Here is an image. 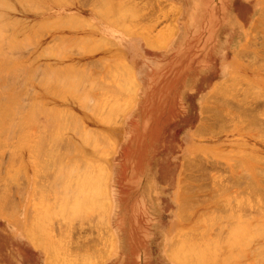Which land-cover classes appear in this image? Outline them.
Instances as JSON below:
<instances>
[{
	"label": "rangeland",
	"instance_id": "rangeland-1",
	"mask_svg": "<svg viewBox=\"0 0 264 264\" xmlns=\"http://www.w3.org/2000/svg\"><path fill=\"white\" fill-rule=\"evenodd\" d=\"M96 1L0 0V21L4 22L3 25L6 23L9 28L14 26L11 30L16 32L13 36L11 33L12 43H15L17 38L25 40V43L30 40L26 46L22 40H17L21 41L19 43L16 41L15 47L18 46V51L22 49L19 45L25 46L21 54L14 45L12 46L10 39L8 44L6 42L8 46L5 42L1 46L3 41L0 42V56L6 60L13 58L8 60L9 66L5 64L6 68V62L0 64L1 69L4 66L5 73L11 71V74H15L17 67H20L19 70L22 67L29 69L27 72H23V68L21 70V75L26 74L25 79H19L17 76L18 68L15 74L17 77L14 75L15 80L18 78L19 82L25 81V92L21 88L23 97L18 96L21 94L17 93L20 91L18 89L10 96L11 91L16 90L15 82L18 83L10 73L9 78L14 81V86L10 83L12 88L8 79L7 87L12 90L4 95L6 74L3 71L4 77L0 75L4 79L0 78L4 85L3 89L0 88V113L7 110L9 117H15L13 129L8 124L13 132L7 127L10 135H6V130L5 134H0V189H7V194L4 193L7 200L0 190V264H64L65 260L68 264H264V236L257 232L261 228L264 230V171L263 177L259 172L264 169L261 166L264 161V0ZM27 5L35 6L32 7L35 9ZM150 14L152 19L148 17ZM6 26L0 29L4 31ZM9 28L5 29V34L9 32ZM4 36L6 41L7 36ZM26 36L29 37L28 40ZM161 36L166 38L162 37L164 40L161 41ZM9 44L15 48L10 50H16L21 59H17L15 52L10 51L12 54H9L8 50L5 51ZM8 54L9 56H5ZM3 58L0 60H4ZM19 60L25 63L27 68L25 64L21 65ZM8 67H13V70ZM32 69L35 72L31 71ZM52 70L60 71L61 74L66 71L64 76L61 75L65 77H62L65 83L62 78L59 79L56 72L59 80L54 77L51 83L48 81L49 84L45 86V89H48L45 90L43 74L46 73L47 78H43L47 81ZM68 76L72 80L75 78L73 76H82L79 79L80 84L78 78V83L73 80V85L79 84L77 90L74 89L76 85L74 90L73 86L70 87L72 83L69 80L64 81L69 79ZM40 79L44 85L40 84ZM54 80L56 83L62 82L63 84H57L63 87H55L56 83L52 84ZM114 83L120 86H112ZM20 84L23 82L17 87L20 88ZM251 86L256 87L255 91ZM119 87L121 89H118ZM257 87L261 88H258V91L261 90L260 94L256 91ZM68 89L72 90L69 92ZM212 90L220 94H214ZM114 92L117 93L115 97ZM229 93L232 96L237 94L238 98L233 97L242 101L239 103L242 108L246 104H249L251 109L256 107L250 111V107L246 105L247 111L245 106V111L240 114L247 113H243L242 117L240 115L239 120L234 119L237 109L241 106H235L238 100L233 99ZM2 96L7 97L8 101ZM212 96L216 99L214 97L213 100ZM32 98L38 99L39 107L42 105L41 109H44L42 111L45 113L37 111V101H34V104ZM231 99L236 102H231ZM240 99L247 102L249 100V103ZM20 101L24 104V107L19 105L21 111L23 108H29L31 102L37 110L31 106L34 113H31L33 111L30 109L28 112H18L20 109L19 106L16 108V105L20 104ZM12 106H15L14 110L11 109ZM43 106L48 110L52 109V114L61 113L48 116L53 120L47 119V113L51 111H46ZM213 107L216 113L212 112ZM36 111L41 113L35 116ZM15 113H20V117L17 115L19 119ZM211 114L213 119L212 116L207 118L211 121L206 117L204 120L213 123L212 127L202 120L203 116L209 117ZM44 115L47 120L55 122V126L58 123V128L52 131L55 132L53 135L48 134L52 135L50 138L53 140L47 139L52 140L53 144L48 142L47 147L50 144L53 147L47 148L45 144L46 151L41 150L40 154L37 152L40 157L36 159L35 153L38 150L36 146V150L33 149L32 143L35 141L36 144V140L40 142L37 124V129L42 127L39 135L45 132L43 129H47V134L51 133L49 129L55 127L49 125L51 121L46 122ZM34 116L37 117L36 120L33 119ZM214 118H219L217 127H214V124L216 125L218 119ZM8 121L6 122L9 123ZM29 121H35L33 124L37 122V126L34 125L36 128ZM16 122L19 128L24 123L23 128H16ZM44 122L49 124H43ZM7 123H0V133ZM202 127L207 129L203 128L204 131L201 132ZM95 134L99 135V138H95ZM42 135L45 136L44 133ZM55 135L56 138L59 135L62 137L61 140L60 137L57 138L60 142L55 141L59 142L58 144L54 142ZM83 135H86L88 142L84 140ZM34 136L36 140H33ZM100 139V143L104 144L99 145L98 142L99 147L94 145L96 143L92 140ZM46 141L44 139L43 143ZM83 142L89 145H83ZM91 143L93 146H90ZM103 145L106 148L103 149ZM51 150L54 153L56 150L63 156L59 159L66 162V165L63 163L61 166L63 161L58 164L59 159L53 161L54 154ZM57 154L54 157L57 158ZM184 160L190 163H187L189 168ZM52 161L58 162V169L61 166L62 171L68 172V167L74 171L77 168L76 174L79 175L72 174L73 177H78L71 180L73 177L69 175V180L68 173L66 177L61 172L69 180L63 178L66 186L62 187V180L60 183L54 182V179L61 177H58L60 169L58 170ZM85 161L96 164L94 167L90 165L94 170L88 169L89 162H86L87 165L82 167L83 169L80 168ZM36 162L40 168L44 163L52 162L51 165L44 166L47 167V170H43L47 173L46 176L43 171L39 172L40 168V174L36 172ZM70 162H74L76 167L73 164L67 167ZM95 167H98L99 171ZM78 168L82 170L79 171ZM102 168L103 171L106 169V172L103 173ZM181 168L184 171L181 172ZM90 170H96L97 174L100 171L102 173L98 176L93 173V178H90L87 176L93 172L90 173ZM186 170L187 173L184 174ZM255 171L260 173V177ZM13 172H16V176ZM10 175L11 184L8 180ZM35 175L40 179L35 183L37 185L41 182V177L48 176L49 182L54 178L51 181L52 187H61L56 186L54 190L48 187L52 191L47 192L48 189L43 186L48 184V179L42 178L43 182L40 184L42 191L45 189L46 193L41 195L40 185V189L34 186ZM82 175L93 182L87 178L88 182L84 181L85 177ZM104 177H107V180ZM73 181L75 184L79 183L78 185H81V182L90 183L87 185L88 190L84 187L88 192H83V186H80L82 189L77 192V184V188L73 190ZM49 186L51 187V184ZM96 186L100 187V191L99 187L95 189ZM58 187L63 188V192H68L66 189L72 191L68 192L69 195L63 192L60 194L61 192H55L59 190ZM35 191H38L39 195ZM92 199L94 200L91 204L107 203V209L104 210L103 204L102 207L98 204L99 211L94 210L95 206L89 203ZM86 201L89 206L85 207V204H88ZM4 202L11 203L9 205L12 209L6 206L2 211ZM180 203L181 206L184 204V208ZM73 205L78 208V214H82L80 205L88 211L89 207L92 209L90 208V214L83 209L86 211L83 213L86 218L83 215L80 218V215H76L77 211L73 209ZM64 207H71L75 210L76 213L71 209L75 215L72 217V213L68 211L70 209L65 211ZM5 209L10 210L7 215L4 214ZM62 210L67 214H63ZM101 213L103 216H100ZM44 230L48 235L43 234ZM262 230L260 232H263ZM49 234H52L53 238H49ZM234 234L250 236L241 238ZM233 236L236 240L239 238L242 242H248L242 245L236 241V245L233 243ZM61 238L66 240L65 244ZM172 242H175V245ZM200 244L205 245L198 248ZM58 245L63 252L58 250ZM69 247L73 251H69ZM176 253L181 255V258Z\"/></svg>",
	"mask_w": 264,
	"mask_h": 264
},
{
	"label": "bare ground",
	"instance_id": "bare-ground-1",
	"mask_svg": "<svg viewBox=\"0 0 264 264\" xmlns=\"http://www.w3.org/2000/svg\"><path fill=\"white\" fill-rule=\"evenodd\" d=\"M91 1H92V2H95L96 0H95V1L91 0ZM97 1H100V0H97ZM97 1H96V2H97ZM19 2H20V1H19ZM92 2H91V3H92ZM2 3H3V2H2ZM21 3H22V1H21ZM26 3L29 4V2H26ZM26 3H25V4H26ZM97 3H98V2H97ZM32 4H33V3H32ZM6 5H7V4H6ZM29 5H31V4H29ZM29 5H27V7L31 8V9H35V8H32V7H35V6H33L34 4L32 5V7H30ZM35 5H36V4H35ZM0 8H1V7H0ZM263 10H264V9H263ZM102 14L104 15V13H102ZM102 14H101V15H102ZM263 14H264V12H263ZM0 15H2V14L0 13ZM103 15H102V16H103ZM163 15H164V14H163ZM108 16H111V15H107V17H108ZM149 16H150V18H151V14L148 15V17H149ZM0 17H1V16H0ZM104 17H105V15L103 16V18H104ZM116 17H117V16H116ZM116 17H115V18H116ZM148 17H146L147 22H148V20H149ZM164 17H165V15H164ZM166 17H167V16H166ZM1 18H2V17H1ZM161 18H163V17L161 16ZM105 19H106V18H105ZM144 19H145V18H144ZM151 19H152V18H151ZM259 19H260V18H259ZM259 19H258V20H259ZM107 20H108V19H107ZM109 20H110V17H109ZM114 20H117V19H114ZM2 21H3V20H2ZM61 21H63V20H61ZM141 21H142V20H140V22H141ZM262 21H263V19H262ZM5 22H6V21H5ZM140 22H139V23H140ZM142 22H146V21L144 20V21H142ZM258 22H259V21H258ZM0 23H1V24H0V27L3 29V26H6V23H5V25H3L4 22H1V21H0ZM61 23H62V22H61ZM65 23H67V22L65 21ZM65 23H64V24H65ZM254 23H255V22H254ZM9 24L11 25V23H9ZM57 24H58V22H57ZM141 24H142V23H141ZM145 24H146V23H145ZM148 24H149V22H148ZM256 25H257V24H256ZM13 27H14V26H13ZM13 27H10V28H9V27L6 26V27L4 28V31H3L2 29H0V32H2V31L4 32V33L2 32V34L5 35L4 37L6 38V36H7L6 41H4L3 35L0 34V37L3 38V39L0 38V42L3 41V42H1V46H3L4 44H6V42L9 41L10 38H12L13 34H16V32H12L13 29L11 30V28H13ZM6 28H9V32L5 34V29H6ZM252 28H253V27H252ZM254 29H255V28H254ZM1 30H2V31H1ZM6 30H8V29H6ZM20 30H21V29H20ZM20 30H19V31H20ZM19 31H18V32H19ZM34 32H36V31H34ZM9 33H10V34H9ZM11 33H12V36H11ZM32 33H33V31H32ZM36 34H38V32H37ZM1 35H2V36H1ZM17 35H18V34H17ZM161 35H162V34H161ZM167 35H168V34H167ZM14 36H15V35H14ZM20 36H21V35H20ZM20 36H19V37H20ZM27 36H28V35H27ZM27 36H26V39L29 38V37H27ZM159 36H160V35H159ZM8 37H9V38H8ZM21 37H22V36H21ZM162 37H165V36H161V37H160V39H162L161 41L164 40ZM32 38H33V37H32ZM32 38H31V39H32ZM148 38H149V37H148ZM165 38H166V37H165ZM14 39H15V38H14ZM19 39H20V38H19ZM19 39L17 38V40H19ZM160 39H159V40H160ZM10 40H11V43H12V40H13V39H10ZM17 40H16V41H17ZM20 40L23 41V39H20ZM27 40H28V39H27ZM159 40H155V41H159ZM261 40H262V39H261ZM16 41H15V43H16ZM24 41H25V40H24ZM24 41H23L22 43L26 46V45L28 44L27 42H29L30 40H28L26 43H25ZM262 41H264V39H263ZM262 41H261V42H262ZM4 42H5V43H4ZM17 42H18V41H17ZM19 42H21V41H19ZM19 42H18V43H19ZM261 42H260V44H261ZM2 43H4V44L2 45ZM15 43H12V46L14 45V47H15ZM22 43H21V44H22ZM152 43H153V42H152ZM263 43H264V42H263ZM263 43H262V44H263ZM7 44H8V42H7ZM7 44H6V45H7ZM16 44H17V43H16ZM23 44H22V45H19V47H22V49H24V47H25V46L23 47ZM260 44L257 43V45H259V46H260ZM6 45H5V46H6ZM163 45H164V44H163ZM1 46H0V47H1ZM7 46H8V45H7ZM150 46H151V45H150ZM255 46H256V45H255ZM10 47H11V45L9 44V48H8V47L5 48V51L8 50L7 53H9V52L11 51L10 49H15V48H16V50H17V47H18V46L15 47V48H12V47L10 48ZM260 47H261V46H260ZM3 48H4V47H3ZM256 48H258V47H256ZM261 48H262V47H261ZM263 48H264V45H263ZM22 49H21L20 51L17 50V52H18L19 54H21ZM16 50H15V51H14V50L11 51V52H13V53L15 52V53H14L15 56L18 55V53L16 54ZM262 50L264 51V49H262ZM0 51H2L1 48H0ZM3 52H4V50H3ZM11 52H10V53H11ZM238 52H239V51H238ZM255 52H256V51H255ZM10 53H9V54H10ZM253 53H254V52H253ZM260 53H262L261 50H260ZM260 53H259V54H260ZM263 53H264V52H263ZM5 54H6V52H5ZM9 54H8V55H5V56H9ZM11 54H12V53H11ZM14 54H13V56H14ZM256 55H257V54H256ZM260 55H262V54H260ZM10 56H11V55H10ZM20 56H21V55H18V56H17V59H18V58L21 59ZM253 56H254V54H253ZM243 57H244V56H243ZM255 57H256V56H255ZM260 57H261V56H260ZM263 57H264V56H263ZM0 58H3V57L0 56ZM7 58H8V57H7ZM3 59H4V60H2V61L0 60V61H1L0 64H1L2 62H6V63H4V66H5V64H6V66H7V65L9 66V62H10V61H8V60H13V58H10V57H9L7 60H6V58H3ZM14 59H16V58H14ZM257 59H258V58H256V60H257ZM260 59H261V58H259L258 60H260ZM7 61H8V64H7ZM19 62H20V60H19ZM20 63H21V62H20ZM18 64H19V63H18ZM22 64H23V63H21V65H22ZM24 64H25V63H24ZM24 64H23V65H24ZM16 65H17V64H16ZM16 65H15V66H16ZM4 66H3V69H1L2 67H0V69H1V71H0V75H1V76L3 75V77H4V74H6V77H7V78H6V77L4 78V79H6V80H5V81H6V84H7V82H8V79H10V81H11V82L9 81L8 83H9V84H10V83L12 84L14 81L11 80L12 78H9V77H11V75H12V77H13V79H14V75L17 74V68H18V67H17V68L15 67V68H16V69L14 70V71H15V74H13V73L11 74V73H10L11 71H9V70H13V69H12L13 67H12V68H11V67H8V68H10L9 70H7V71H9V72L5 73V71H4ZM6 66H5V68H6ZM17 66H18V65H17ZM19 66H20V65H19ZM21 67H22V66H21ZM8 68H7V69H8ZM22 68H23V67H22ZM22 68H21V70H22ZM25 68H27V65H26V64H25ZM19 69H20V67L18 68V70H19ZM21 70H19L20 72L18 71L19 74H18L17 76L19 77V79H20V77H21V79H25V78H26V74H25V73H22L23 76L25 75L24 77H22V75L20 74V73L22 72ZM24 70H25V69L23 68V72H24ZM26 70H29V69H26ZM26 70H25V72H27ZM126 70H127V69H126ZM260 70H261V68H260ZM262 70L264 71V69H262ZM3 71H4V74H3ZM31 71L35 72L34 69H32ZM12 72H13V71H12ZM33 72H31V73H33ZM45 72H46V71H45ZM53 72H55V73L52 74ZM56 72H57V74L59 75V79L61 80V78L64 76V74H65L66 71H64V73L62 72L63 74H61L60 71L52 70V73H50V76H51V77H49V80L47 79V81H46V79L43 78V77L45 76L46 73H44V74L42 73V74H43L42 79L44 80L43 83H44L45 85L41 82V79H40V84H43V85H44V89H45L46 84H49V82L51 83V80L53 81V79H55V78L58 79V77H56V76H57ZM58 72H60V73H58ZM129 72H130V71H129ZM8 73H10L11 75L8 74ZM28 73H29V71H28ZM28 73H27V74H28ZM31 73H30V74H31ZM130 73H131V72H130ZM7 74H8L9 76H8ZM30 74H29V75H30ZM55 74H56V75H55ZM75 74H76V73H75ZM78 74H79V73H78ZM260 74H261V73H260ZM19 75H20V76H19ZM29 75H28V76H29ZM52 75H53V76H52ZM54 75H55V76H54ZM61 75H63V76L61 77ZM79 75H80V74H79ZM130 75H131V74H130ZM1 76H0V78H2ZM17 76L15 75V77H17ZM66 76H67V74H66ZM76 76H77V74H76ZM76 76H73V77H75V78H73V80L75 79V82H77L76 78H78V77H76ZM45 77L47 78V75H46ZM54 77H55V78H54ZM68 77H69V76H68ZM81 77H82V76H81ZM81 77L78 78L79 84L81 83V81L79 80ZM114 77H115V76H114ZM127 77H128V73H127ZM260 77H261V76H260ZM63 78L65 79V77H63ZM63 78H62V82H63ZM2 79H3V78H2ZM4 79H3V80H4ZM17 79H18V78H16V80L14 79L15 81H18V83L15 82V86H16V87H14V89H16V90H12L14 84H12L13 86L10 84V85L12 86V88H8V87H7L8 84H7V85L5 84V87H4L5 89H3V86H4V85L2 84V81H3V80H2V81L0 80V81H1V82H0V84H1L0 88L3 89V92H4L3 94H4V95H7L6 92H8L9 90H12V91H11L12 93H10V96H12V95H13V91L15 92V91H17V89L20 90V91L17 92L18 94H20L19 92L22 91L21 88H23V91L25 92V90H24V89H25V87H24V86H25V84H24L25 81H21V82H19V80H17ZM59 79H58V80H59ZM116 79H117V78H116ZM234 79H236V78H234ZM262 79H263V78H262ZM43 80H42V81H43ZM68 80H69L70 83H72L71 86H70V85H68V86H70V87L73 86V87H72V89H73L74 86L76 85L74 89L77 90V89H78L77 87H79V86H78L79 84L77 85L78 82L75 83V84L73 85V80H72V78L70 79V77H69V79L67 78V80H64V81L68 82ZM70 80H71V81H70ZM253 80H254V79H253ZM5 81H4V82H5ZM12 81H13V82H12ZM48 81H49V82H48ZM230 81H231V80H230ZM251 81H252V79H251ZM261 81H262V80H261ZM22 82H23V84H22V85L20 84V88L17 87V86H19L18 84H19V83H22ZM47 82H48V83H47ZM62 82L57 81V83H62ZM54 83H56L55 80H54V82H53L52 84H54ZM57 83L55 84V85H56L55 87L59 88L58 85L60 86V84H57ZM63 83H65V82H63ZM63 83H62V84H63ZM223 83H224V82H223ZM261 83H262V82H261ZM238 84H239V82H238ZM10 85H9V87H10ZM43 85H42V86H43ZM117 85L120 86L119 84H117ZM216 85H217V84H216ZM233 85H234V86H237L236 84H233ZM233 85H232V87H233ZM246 85H247V84H246ZM22 86H23V87H22ZM48 86H49V85H48ZM112 86H116L115 83H114V85H112ZM118 86H116V87H118ZM224 86H225V85H224ZM226 86H227V85H226ZM6 87H7L8 89H7ZM62 87H63V86L61 85L60 88H62ZM222 87H223V86H222ZM251 87H252V86H251ZM251 87H250V88H251ZM253 87H254V86H253ZM253 87H252V88H253ZM262 87H263V85H262ZM64 88L66 89L67 86H66V87L64 86ZM76 88H77V89H76ZM113 88H114V87H113ZM255 88H256V87L253 88L254 91H255ZM258 88H259V87H257V90H256V91H258ZM1 89H0V90H1ZM6 89H7V90H6ZM47 89H48V88H46L45 90H47ZM69 89H70V88H69ZM69 89H68V90H69ZM72 89H71V90H72ZM74 89H73V90H74ZM115 89H116V88H115ZM118 89H121V87H119ZM259 89H261V88H259ZM5 90H6V91H5ZM68 90H67V91H68ZM71 90H69V92H70ZM216 90H217V89H216ZM247 90H248V89H247ZM262 90H264V89H262ZM115 91H118V90H115ZM120 91H121V90H120ZM224 91H225V90L223 89V92H224ZM227 91H228V90H227ZM259 91H261V90H259ZM259 91H258V92H259ZM1 92H2V91H1ZM109 92H110V91H109ZM111 92H112V91H111ZM212 92L214 93L215 91L212 90ZM218 92H220V91H218ZM228 92H229V91H228ZM228 92H227V93H228ZM232 92H233V91H232ZM232 92H230V93H232ZM235 92H236V91H235ZM262 92H263V91H262ZM73 93H74V92H73ZM73 93H72V94H73ZM112 93H113V92H112ZM114 93H115V92H114ZM119 93H120V92H119ZM119 93H118V94H119ZM210 93H211V92H210ZM224 93H225V92H224ZM230 93H229V94H230ZM263 93H264V92H263ZM1 94H2V93H0V96H1ZM8 94H9V93H8ZM11 94H12V95H11ZM15 94H16V93H15ZM18 94H17V95H18ZM23 94H24V93L21 92V94L18 95V96L23 97V96H24ZM214 94H217V93H214ZM219 94H220V93H219ZM219 94H217V95H219ZM221 94H222V93H221ZM232 94H233V93H232ZM235 94H236V93H235ZM259 94H260V92H259ZM259 94L257 93V97H258ZM110 95H111V93H110ZM230 95H231V94H230ZM111 96H112V95H111ZM115 96H117V93H115L114 97H115ZM231 96H232V95H231ZM233 96H236V97H237V94H236V95H233ZM233 96H232V98H233V99H236V98H234ZM244 96H245V95H244ZM261 96H262V95H261ZM7 97L9 98V95H8ZM7 97L5 98L4 96H2V98L6 99V101H8V100H7ZM32 97H34V96H32ZM109 97H110V96H109ZM109 97H107V99H108ZM114 97H113V98H114ZM208 97H209V96H208ZM208 97L206 98L207 100H208ZM214 97H215V96H214ZM214 97L212 96L213 100H214ZM249 97H250V96H249ZM0 98H1V97H0ZM13 98H14V97H13ZM83 98H84V97H83ZM129 98H131V97L129 96ZM212 98H209V100H211ZM237 98H238V97H237ZM19 99L21 100V98H19ZM19 99H18V101H19ZM33 99H35V98H32L31 101L35 104L34 101H37L38 99H37V100H33ZM215 99H216V97H215ZM263 99H264V98H263ZM2 100H3V99H2ZM237 100H238V103L236 102ZM240 100L245 101L244 99H240ZM250 100H252V98H251ZM15 101H16V99H15ZM230 101L232 102L233 100L231 99ZM236 101H233V102H236V103H235V106H237L236 104H238V105H240L241 108H242V105L239 104V103L242 102V101H239V99H236ZM20 102H21L20 104H17V103H19V102L15 103V105L17 104V105H16V108H17L19 105H20L21 107H24V104L22 103V101H20ZM32 102H31V104H29V105H31V106L33 107L34 104H33ZM245 102H247V101H245ZM250 102H253V101H250ZM3 103H4V101H3ZM37 103H38V101H37ZM37 103H36V106L39 107V103H38V104H37ZM127 103H128V102H127ZM247 103H249V100H248ZM32 104H33V105H32ZM128 104H129V103H128ZM232 104H233V103H232ZM245 104H246V103H245ZM251 104H252V103H251ZM12 105H14V103H13ZM22 105H23V106H22ZM204 105H205V104H204ZM227 105H228V106H232V105H229V104H227ZM243 105H244V103H243ZM246 105H247L248 107H250L249 104H246ZM246 105H244L243 108H244ZM253 105H254V104H252V106H253ZM20 106L18 107L19 109L21 108ZM31 106H28L29 108H27V109H24V108H23V111L27 110L26 112H28L29 109H30V111H33ZM36 106L34 105V107H36ZM41 106H42V105H40L39 108L37 107L38 110H37L36 108H34V107H33V109H36L37 111H39V110H41V111L43 110V111H44V109H41V108H42ZM205 106L208 107L207 105H205ZM225 106H226V105H224V107H225ZM240 106H239V107H240ZM247 106H246L245 110L247 109ZM43 107H44V106H43ZM255 107H256V106H255ZM255 107H253V109H254ZM13 108H15V106H12L11 109H13ZM44 108H45V110L47 109L46 107H44ZM227 108H228V107H227ZM227 108H226V109H227ZM241 108H240V109H241ZM243 108H242V110H240L239 108H238V109L236 108V109H237V112H238V113L236 112V115H237V116H234V117H233V116L231 115V117H233L234 119H237V118H238V120H239V119L242 117L243 113H245V112H242V115L240 114L241 111H245V110H243ZM212 109H214V111L212 110V112H215V111H216L214 107H213ZM236 109H235V110H236ZM249 109H250V111H253V109H251V107H250ZM13 110H14V109H13ZM16 110H17V109H16ZM47 110H48V109H47ZM47 110H46V111H47ZM49 110H50V109H49ZM49 110H48V111H49ZM209 110H210V109H209ZM221 110H222V109H221ZM23 111H21V109H20V111H18V112H21V113H22ZM37 111H36V113H35V116H38V115H39V114H37V113H41V111H40V112H37ZM43 111H42V112H43ZM50 111H51V113L48 112V113H47V117H48V116H54L55 114H59V113H61V112H57V113L52 114V109H51ZM54 111H56V110H54ZM210 111H211V110H210ZM230 111H231V109H230ZM230 111H229V112H230ZM246 111H247V110H246ZM250 111H249V113H250ZM208 112H209V111H208ZM226 112H227V110H226ZM31 113H34V111L31 112ZM31 113H30V115H29L30 117H31ZM43 113H45V112H43ZM215 113H216V112H215ZM227 113H228V112H227ZM227 113H226V114H227ZM232 113H233V109H232ZM232 113H230V114H232ZM246 113H247V112H246ZM246 113H245V114H246ZM36 114H37V115H36ZM48 114H49V115H48ZM50 114H51V115H50ZM212 114H213L214 116L216 115V114H214V113H212ZM212 114H211L209 117H207V116H203L204 118H203L202 120H204L205 117H206V119H207V118H211ZM217 114H219V113H217ZM230 114H229V115H230ZM251 114H252V113H251ZM14 115H15V116L19 115V117H20V113H19V114H18V113H15ZM221 115H222V114H221ZM221 115H219V116H221ZM233 115H234V113H233ZM240 115H241V117H240ZM9 116H10V113H9V111H7V110H6L5 112L3 111L2 113H0V123L3 121L4 124H5V123H7L6 121L9 120V121H8L9 123H7V125L10 124V125L12 126V129H13V126H14L13 119H14L15 117L13 118V116L11 115V116H12V118H11V117H9ZM32 116H33V115H32ZM35 116L33 117V119L35 118ZM45 116H46V115H44V117H45ZM106 116H107V115H106ZM106 116H104V117H106ZM238 116H239V117H238ZM57 117H58V116H57ZM59 117H60V116H59ZM67 117H68V116H67ZM229 117H230V116H229ZM231 117H230V119H231ZM8 118H10L12 121H11L10 119H8ZM49 118H51V119L53 120L52 117H48L47 119H49ZM55 118H56V116H55ZM107 118L109 119V117H107ZM17 119H19L18 116H17ZM36 119H37V117H36L34 120H36ZM45 119H46V117H45ZM47 119H46V122H47V121H49V122L51 121V119H50V120H47ZM57 119H58V118H57ZM57 119H56V121H58ZM60 119L63 120V118H60ZM64 119L67 120L66 118H64ZM110 119H111V118H110ZM211 119H213V116H212ZM211 119H210V120L207 119V120L211 121ZM214 119H218V120H216V122L213 120V121L216 123V125L214 124V127H217V126H218L217 122L219 121V118H214ZM252 119H253V118H252ZM14 120H15V119H14ZM10 121H11V123H12V122H13V123L11 124ZM230 121H232V119H231ZM234 121H235V120H234ZM236 121H237V120H236ZM20 122H21V119H20ZM20 122H19V120H18V123H19V124H20ZM26 122H27V121H26ZM29 122H30V124H32L33 126L36 125V123H37V122H36L35 124H33L35 121L32 122V123H31V121H29ZM29 122H28V123H29ZM46 122H44L43 124H49V123H46ZM51 122H52V123H51ZM51 122H50L51 124H49V125H50V126H51V125H54V126H55V122H53V121H51ZM59 122H60V121H59ZM204 122H205V123H208V122H206L205 120H204ZM204 122H203V123H204ZM232 122H233V121H232ZM232 122H231V127H232ZM240 122H242V119L240 120ZM28 123H27V124H28ZM62 123H64V122H62ZM203 123H201V124H203ZM16 124H17V122H16ZM21 124H22V123H21ZM59 124H61V123H59ZM64 124H67V123L65 122ZM199 124H200V123H199ZM209 124H211V127H212V124H213V123H208L207 125L209 126ZM7 125L4 127L5 129H3V130L1 131L0 134H2V132H3V134H5L4 132H6L7 130L10 131V130H9V129H11V128H10V125H8V126H7ZM25 125H26V124H25ZM37 125L39 126V124H37ZM37 125H36V126H37ZM57 125H58V123L56 124L55 127H52V126H51L52 129H49V130H51V133H47V134H45V132H46L47 129H46V128L43 129V131L45 130V132H43L45 136L42 135V134H43L42 132H41L42 134L39 135V134H40L39 132L42 131V127H39V128H40V130H39V129H37L38 126H37V128H36V126H34V128H36V130L38 131V132H37V133H38V139H40V142L42 141V142L40 143L39 140H38V141L36 140V137H35V136H37V135L34 136L35 139H33V137H31L33 140H36V142H37V143H36L37 145H36V144H34L35 141L33 142V140H32V142H33L32 145H34V147L36 146V147H37V150H38V151H36V153H35V154H36V157H35L36 159H39V157H40L39 154L42 153L41 150H43V151L45 150V151H46V149H45V144H46V147H47V144H49L50 142H52V144H53V141H52L53 139L50 138V137L55 133V132H52V131H54V130L56 131V127H57ZM205 125H206V124H205ZM16 126H17L16 128H18V129H22L23 126H24V123H23V126H22V127L20 126L21 128H19V125H18V124H17ZM61 126H64V125L61 124ZM61 126H60V127H61ZM203 126H204V125H203ZM7 127H9V129H7ZM25 127H26V126H25ZM197 127H198V126H197ZM205 127H207V126H205ZM205 127L200 128V130L203 129V128H205ZM27 128H28V127H27ZM53 128H55V129H53ZM57 128H58V127H57ZM62 128H63V127H62ZM62 128H61V129H62ZM207 128H208V127H207ZM207 128H205V129H207ZM12 129H11V133L13 132ZM213 129H214V128H213ZM4 130H6V131H4ZM28 130L31 131V129H28ZM57 130H58V129H57ZM59 130H60V129H59ZM8 131H7V134H6L7 136L10 135V134H8V133H9ZM18 131H19V130H18ZM25 131H26V130H25ZM30 131H29L28 133L31 134ZM202 131H204V129L201 130V132H202ZM47 132H48V131H47ZM112 132H113V131H112ZM52 133H53V134H52ZM56 133H57V132H56ZM30 134H29V136H30ZM48 134H52V135L49 136ZM88 134H90V133H88ZM88 134H87V135H88ZM91 134H92V133H91ZM6 135H4V136H6ZM47 135H48V137H47ZM111 135H112V134H111ZM26 136H28V134H27ZM42 136H43V138H42L43 140L41 139ZM84 136H85V137H84ZM92 136H93V134H92ZM96 136H97V135L95 134V138H97V137L99 138V135H98L97 137H96ZM44 137H46V138H44ZM53 137L56 139V140H54V142H55V141H59V142H60V140H61V138H62L60 135H59L60 138L57 137V138H59L60 140H58V139L56 138V135L53 136ZM83 137L85 138L84 140H86V141L88 140V139L86 138V135H83ZM100 137H101V136H100ZM47 138L52 139V140L50 141V140H48ZM113 138H114V137H113ZM44 139L47 140L45 143H43ZM92 139H93V138H92ZM89 140H90V139H89ZM102 140H104V139L102 138ZM82 141H83V140H82ZM92 141H94V142L96 143V144H94V145H97L98 147H99V145L104 144V143H100L101 139L98 140V141H97V140H96V141H95V140H92ZM48 142H49V143H48ZM59 142H58V143H59ZM87 142H88V141H87ZM90 142H91V140H90ZM90 142H89V143H90ZM94 142H93V143H94ZM98 142L100 143L99 145H98ZM56 143H57V142H55V144H56ZM58 143H57V144H58ZM93 143H91L92 145H90V146H93ZM38 144H39V146H38ZM42 144H44V145H42ZM52 144L48 145V147L51 148ZM85 144H87V143H86V142H85V143L83 142V145H85ZM41 145H42V146H41ZM87 145H89V144H87ZM55 146H56V145H55ZM73 146H74V145H73ZM103 146H104V145H103ZM34 147H33V149L36 150V147H35V148H34ZM39 147H40V148H39ZM41 147H42V149H41ZM43 147H44V148H43ZM48 147H47V148H48ZM52 147H53V146H52ZM69 147H70V146H69ZM69 147H68V148H69ZM74 147H75V146H74ZM104 148H106V147L104 146L103 149H104ZM100 149H101V147H100ZM100 149H98V150H100ZM53 150H54V149H53ZM53 150H51V151L53 152L54 155H56L58 152L55 150V153H54ZM101 150H102V149H101ZM40 151H41V152H40ZM37 152H38L39 154H38ZM49 152H50V151H49ZM52 152H51V153H52ZM56 152H57V153H56ZM106 152H107V150H106ZM106 152H105V153H106ZM37 154H38V156H37ZM53 154H52V155H53ZM58 154H59V153H58ZM58 154H57V158L54 157V155H53V158H52L53 161H57V159H59V158L61 159V157H63V156H61L60 154H59V155H58ZM103 154H104V153H103ZM41 155H42V154H41ZM49 155H50V154H49ZM47 156H48V155H47ZM58 156H59V157H58ZM60 156H61V157H60ZM102 156H103V155H102ZM262 157H263V156H262ZM54 158H55L56 160H55ZM100 158H101V157H100ZM259 158H261L260 155H259ZM60 159H59V160H60ZM186 159H187V158H186ZM49 160H50V159H49ZM53 161H52V162H53ZM61 161H63V160L58 161L59 163H58V162H55V163L53 162V163L55 164V166L57 167V169H58V166H59L58 164H61ZM38 162H39V160H38ZM38 162H36V164H37L36 166L38 167V169H36V172H37L38 174H40L39 172H42L43 170H44V171L47 170V169H46L47 167L45 168L44 166L51 165V163H52V162H49V164H47V163H48V161H47V163H44L45 165H44V164L42 165L43 162H46V161H43V162L40 164V165L43 166V169H42V166H41V168H40V166H38ZM68 162H69V161H68ZM86 162H89V161H85V163H86ZM100 162H101V161H100ZM184 162H186V164L188 163L186 160H184ZM262 162H263V164H262L261 166L264 167V161H262ZM57 163H58V164H57ZM63 163H64V165H66V164H65L66 162L63 161L62 164H61V166H63ZM73 163H74V162H70V164H67V167H68V165L70 166V165H72ZM85 163H84V165H81L80 168L86 166L87 163H86V164H85ZM104 163H106V162H104ZM74 164H75V163H74ZM74 164H73V165H74ZM88 164H89L88 169L92 168V167H91L92 165H93V167L96 165V164H90V162H89ZM100 164H102V163H100ZM188 164H190V163H188ZM188 164H187V165H188ZM57 165H58V166H57ZM90 165H91V166H90ZM102 165H103V164H102ZM104 165H105V164H104ZM184 165H185V164H184ZM184 165H182V167H183ZM61 166H60V167H61ZM74 166H75V165H74ZM258 166H259V165H258ZM60 167H59V169H60ZM71 167L73 168V166H71ZM75 167H76V166H75ZM75 167H74V168H75ZM187 167L189 168V165H188ZM262 167L259 166V168H262ZM39 168L41 169V171L39 170ZM44 168H45V169H44ZM80 168H78V170H79ZM86 168H87V167H86ZM97 168H98V167H95V169H97ZM59 169H58V170H59ZM62 169H63V167H62ZM62 169H60L61 171L59 170L60 172L58 171V177H59V175H60L61 178H56L57 176L55 175V176H56V177H55L56 179L52 178L51 181H53V179H54V182L60 183L61 180H62V182H61L60 185H62V187H63V186H66V184L64 185V183H63V182H64V181H63V178L67 180V178H69L70 176L73 177V174H74V173H75V175H79V173L76 174V172H78V171H76L77 168H76L75 171H74V169H71V168L68 167V168H66V169H68V172H67V170H66V171H64V170L62 171ZM69 169H70L71 171H70ZM82 169H83V168H82ZM82 169H80V170H82ZM84 169H85V168H84ZM88 169H86V170H88ZM92 169H93V168H92ZM181 169H182V168H181ZM184 169H186L185 166H184ZM38 170H39V172H38ZM80 170H79V171H80ZM86 170H84V172H85ZM93 170H94V169H93ZM93 170H90V173H91ZM97 170H98V169H97ZM103 170H104V168H102V171H103ZM257 170H260V169H257ZM257 170H256V171H257ZM44 171H43V172H44ZM69 171H70L71 173H70ZM73 171H74V172H73ZM98 171H99V170H98ZM182 171H184V170L182 169L181 172H182ZM256 171H255V174H257ZM263 171H264V169H263L262 171H259V172H261V174H260L259 172H258V174H260V175L262 176V175H263V174H262ZM61 172H63V174H65L66 177H67L66 174L68 173V177H67V178L64 177V175H62ZM82 172H83V171H82ZM104 172H106V169H105V171H103V173H104ZM15 173H16V172H13L12 174L14 175ZM69 173H70V174H69ZM72 173H73V174H72ZM87 173L89 174V171H87ZM93 173H94V175H96V174H97V173H96V170H95V172L93 171V172L91 173L92 175H91V174H90V175H87V174H86V175H87L88 177L91 178V177L93 176ZM95 173H96V174H95ZM99 173H102V172L100 171ZM99 173H98V174H99ZM107 173H108V170H107ZM185 173H187V170L184 172V174H185ZM18 174H19V171H18ZM35 174H36V173H35ZM43 174H45V176H46L47 173L44 172ZM98 174H97L96 176H98ZM180 174H181V173H180ZM258 174H257V175H258ZM36 175H37V174H36ZM36 175H35V178H36ZM61 175H62V176H61ZM69 175H70V176H69ZM102 175H103V174H102ZM105 175H106V174H105ZM107 175H108V174H107ZM182 175H183V174H182ZM11 176H12V175L8 176V177H9L8 180H9V183H10V184L12 183V182L10 181V177H11ZM14 176H16V174H15ZM82 176L85 177L84 181H87V182H88V180H90V178L88 179L85 175H82ZM258 176H259V175H258ZM263 176H264V175H263ZM263 176H262V177H263ZM40 177H41V176H40ZM47 177H48V176H47ZM47 177H46V178H44V176L41 177V182H40V183L43 182L42 178H43V179H48ZM71 177H70V178H71ZM74 177H75V179H76L78 176H77V177L74 176ZM74 177L71 178V180H74ZM94 177H95V176H94ZM107 177H108V176H107ZM107 177H106V178L104 177L105 180H107ZM249 177L251 178V176H249ZM249 177H247V178H249ZM259 177H260V176H259ZM262 177H261V179H262ZM38 178H39V176H38ZM38 178L34 179V184H35L36 182L38 183V182L40 181V179H38ZM70 178H69V180H70ZM86 178H87L88 180H86ZM92 178H93V177H92ZM100 178H101V177H100ZM243 178H244V176H243ZM250 178H249V179H250ZM263 178H264V177H263ZM79 179H80V178H79ZM79 179H78V180H79ZM94 179H95V178H94ZM96 179H97V178H96ZM11 180H12V178H11ZM13 180H14V179H13ZM13 180H12V181H13ZM49 180H50V179H48V182L46 181L48 184H46V185L43 186L44 188L46 187L45 189H48V187H49V188H53V190H54V187H55V189L57 188L56 186L61 187L60 185H56V186H53V187H52L53 183H52L51 181L49 182ZM66 180H65V182H66ZM69 180H67V181H69ZM80 180H81V179H80ZM82 180H83V179H82ZM82 180H81V181H82ZM91 180H92V179H91ZM91 180H90V181H91ZM101 180H102V179H101ZM101 180H100V181H101ZM58 181H59V182H58ZM95 181H96V180H95ZM263 181H264V180H263ZM44 182H45V181H44ZM77 182H79V181H77ZM87 182H86V183L81 182V183H82L81 185H78L79 183H76V184L78 185V186H77V187H78L77 192H78V191H81L80 189H82V188H81L82 186H83V189H82V190H84L83 192H84V193H85V192H88L87 190H88L89 187H87V185L89 186L90 183L87 184ZM91 182H93V180H92ZM40 183H39L38 185L35 184L34 186H35V187H36V186L38 187V186L40 185V187H41V184H40ZM66 183H67V182H66ZM71 183H72V182H71ZM73 183H74V181H73ZM73 183H72V186H73V190H74V189H76L77 187H75L76 184H75V183L73 184ZM262 183H264V182H262ZM50 184H51V187L49 186ZM85 184H86V185H85ZM91 184H92V183H91ZM67 185H68V184H67ZM70 185H71V184H70ZM92 185L94 186L95 184H92ZM80 186H81V187H80ZM90 186H91V185H90ZM93 186H92V187H93ZM37 187H36V188H37ZM59 187H58V188H59ZM67 187L69 188L70 186H67ZM84 187H86V188H85V189H87L86 191H85ZM97 187H99V186H96L95 189H96ZM103 187H104V186H103ZM105 187H106V185H105ZM105 187H104V188H105ZM36 188H35V189H36ZM38 188H39V187H38ZM70 188H72V187H70ZM39 189H40V188H39ZM42 189H43V188L41 187L40 190H41L42 193L37 189V190L40 192L41 195H43L44 192L46 193V190L44 189V190L42 191ZM61 189L64 190L63 188H59V190L57 189L58 191L56 190L55 192H58V193L61 192L60 194H62L63 191H61ZM97 189H98V188H97ZM0 190H1V189H0ZM4 190H5V189H4ZM4 190H1V191L3 192ZM50 190L52 191V189H50ZM50 190L48 189L47 192L50 191ZM91 190H92V189H91ZM258 190L260 191V189H258ZM6 191H7V189H6L5 192H3V193L1 192V194H3L4 197H6V196H5V194H7ZM38 191H35V192L37 193ZM65 191H68V192L71 193L72 189H66ZM92 191H93V190H92ZM99 191H100V187H99ZM102 191H103V190H102ZM68 192H63V193L68 194ZM89 192H90V191H89ZM4 193H5V194H4ZM84 193H83V194H84ZM92 193H94V192H92ZM1 194H0V195H1ZM37 194L39 195V193H37ZM53 194H54V193H53ZM53 194H52V195H53ZM73 194H74V193H73ZM85 194H86V193H85ZM85 194H84V196H85ZM100 194H101V192H100ZM258 194H260V193H258ZM54 195H55V194H54ZM54 195H53V196H54ZM63 195H64V194H63ZM68 195H69V194H68ZM74 195H75V194H74ZM106 195H107V194H106ZM1 196H2V195H1ZM91 196H93V195H91ZM1 198H2V197H1ZM83 198H84V197H83ZM2 199H3V198H2ZM5 199L7 200V197H6ZM88 199H89V198H88ZM0 200H1V199H0ZM93 200H94V199L90 200L89 203L91 204V202H92ZM79 201L81 202V200H79ZM6 202H8V201H6ZM6 202H4L5 204H3V209H2V211L4 210V208H5L6 206L9 207V206L11 205V203H6ZM60 202H61V201H60ZM60 202H59V203H60ZM77 202H78V201H77ZM86 202H87V201H86ZM97 202H98V200H97ZM179 202H180V201H179ZM61 203H62V202H61ZM87 203H88V202H87ZM89 203H88V204H85V202H84L83 205L85 204V207H86L87 205L89 206ZM6 204H7V205H6ZM9 204H10V205H9ZM63 204H64V203H63ZM73 204H74L75 206L77 205V204H75V202H74ZM79 204H81V203H78V205H79ZM96 204H97V203H94V204H91V205L95 206V207H94L95 209L93 208L94 210L99 211L98 206H99V205L101 206V204H103V203L101 202V204H99V202H98L99 205L97 204V207H96ZM106 204H107V203H106ZM106 204H105V205L103 204V208H104V210L107 209V205H106ZM4 205H5V206H4ZM60 205H61V204H60ZM74 205H73L72 207H73V209H75V210L77 211V214H76V215H78V216L80 215V218H82L81 216L83 215L84 212L87 211V212L89 213V211L92 209V207H89V211H88V210H86V208H85L84 206H81V205H80L79 209H81L82 214H78V213H79L78 208H76L77 206L74 207ZM91 205H90V206H91ZM183 205H184V204L182 203V206H183ZM64 206H65V204H64ZM180 206H181V203H180ZM182 206H181V207H182ZM11 207H12V206H10L8 209H12ZM14 207H16V205H14ZM14 207H13V208H14ZM58 207H59V206H58ZM81 207H83V208H81ZM101 207H102V206H101ZM90 208H91V209H90ZM96 208H97V209H96ZM103 208H102V209H103ZM182 208H184V206H183ZM185 208H186V205H185ZM8 209H7V211H10V210H8ZM59 209H61V208H59ZM64 209H65V211H66L67 209H70V210H68V211H70V212L72 213V215H71V213H69V212H68V213H69L72 217L75 215V214L73 215V212H74L75 210L73 211V209H72L71 207H70V208H68V207L65 208V207H64ZM71 209H72L73 212L71 211ZM83 209H85L86 211H85V210L83 211ZM87 209H88V207H87ZM178 209H179V208H178ZM104 210H101V209H100V211H104ZM183 210H186V209H183ZM7 211H6V209H5L4 214L7 215V213H8ZM65 211L62 210L63 214H67V212L65 213ZM180 211H182V210H180ZM182 212H183V211H182ZM60 213H61V210H60ZM60 213H59V214H60ZM74 213H76V212H74ZM88 213H86V214H88ZM97 213H99V212H97ZM178 213H179V212H178ZM63 214H60V215H63ZM89 214H90V213H89ZM102 214H103V213H101L100 216H103ZM104 214H105V213H104ZM179 214H181V213H179ZM104 216H105V215H104ZM83 217H85V215H83ZM85 218H86V217H85ZM87 218H88V217H87ZM78 219H79V218H78ZM102 219H103V217H102ZM103 221H105V219H103ZM33 222H34V221H33ZM103 223H104V222H103ZM41 224H42V223H41ZM67 224H69V223L67 222ZM33 225H34V224H33ZM39 225H40V221H39ZM69 225H70V224H69ZM34 226H35V225H34ZM46 226H47V224H46ZM51 226H52V225H51ZM263 226H264V224H263ZM48 227H50V226H48ZM40 228H42V227H40ZM260 228H261V227H260ZM263 228H264V227H263ZM261 230H262V228H261V229H258L257 232H258L259 235L264 236V235H262V233L264 234V230H262L263 232H260ZM40 231L42 232V230H40ZM47 231H48V230H47ZM52 231H53V229H52ZM52 231H51V232H52ZM44 232H45V230L43 231V234L48 235V234H47L48 232H47V233H46V232L44 233ZM259 232H260L261 234H260ZM53 233H54V232H53ZM53 233H52V234H53ZM254 233H256V232H254ZM52 234H51V235H52ZM249 234H250V233H249ZM251 234H252V233H251ZM256 234H257V233H256ZM51 235L49 234V236H50L49 238H53V237H51ZM53 235H55V234H53ZM234 235H235V234H234ZM237 235H239V234H237ZM237 235H235V236H237ZM44 236H45V235H44ZM239 236H240V235H239ZM241 236H242V235H241ZM241 236H240V237H241ZM244 236H247V234H244ZM244 236H242V237H244ZM249 236H250V235H249ZM249 236H247V238H248ZM46 237H47V236H46ZM242 237H241V238H242ZM63 238H64V237H63ZM63 238H61V239L64 241V244H65L66 240H64ZM233 238H234V236H233ZM233 238H232V239H233ZM263 238H264V237H263ZM55 239H57V237H56ZM58 239H59V237H58ZM234 239H235L234 242H233V240H232L233 243H236V241H237L238 243L241 242V244H242V243L244 244V242H245L244 239H243L244 242H242V240L239 239V238H237V240H236V238H234ZM238 239H239L240 241H239ZM47 240H48V239H47ZM47 240H46V241H47ZM179 240H180V239H179ZM179 240H178V241H179ZM56 241H57V240H56ZM174 241H175V240H174ZM185 241H187V240H185ZM51 242H52V241H51ZM59 242H60V239H59ZM175 242H176V241H175ZM175 242H172V243L174 244ZM246 242H248V241L246 240ZM246 242H245V243H246ZM238 243H236V245H237ZM50 244H51V243H50ZM56 244H57V242H56ZM61 244H62V243H61ZM61 244H60V245H61ZM66 244H67V243H66ZM173 244H172V247H173ZM243 244H242V245H243ZM170 245H171V244H170ZM174 245H175V244H174ZM201 245H202V244H200V246H199L198 248H202L205 244H203V246H201ZM242 245H241V246H242ZM58 246H59V245H58ZM62 246H63V248H64V245H62ZM68 246H69V245H68ZM195 246H196V245H195ZM73 247H75V246H73ZM78 247H79V246H78ZM58 248H59V249H58L59 251H62V249L60 250V246H59ZM198 248H197L196 251H198ZM240 248H241V247H240ZM64 249H65V248H64ZM64 249H63V250H64ZM66 249H67V248H66ZM75 249H77V247H75ZM169 249H170V248H169ZM238 249H239V248H238ZM70 250L73 251V250L70 249V247H69V251H70ZM81 250H82V249H81ZM55 251H56V250H55ZM65 251H66V250H65ZM69 251H68V252H69ZM187 251H189V250H187ZM258 251H259V250H258ZM260 251H261V250H260ZM62 252H63V251H62ZM81 252H82V251H81ZM181 252H182V251H181ZM185 252H186V251H185ZM182 253H184V251H183ZM194 253H195V252H194ZM50 254H51V251H50ZM55 254H56V252H55ZM60 254H61V253H60ZM69 254H70V252H69ZM71 254H72V253H71ZM176 254H178V253H176ZM176 254H175V255H176ZM185 254H186V253H185ZM58 255H59V254H58ZM75 255H76V254H75ZM183 255H184V254H183ZM183 255H182V257H183ZM186 255H187V254H186ZM72 256H73V254H72ZM170 256H171V254L169 255V257H170ZM179 256H180V257H179ZM187 256H188V255H187ZM53 257H54V255H53ZM57 257H58V256H57ZM60 257H61V256H60ZM73 257H74V256H73ZM78 257H80V256H78ZM173 257H174V256H173ZM178 257L181 258V255L178 254ZM184 257H185V256H184ZM190 257H191V256H190ZM58 258H59V257H58ZM68 258H69V257H68ZM75 258H76V256H75ZM75 258H74V259H75ZM80 258H81V257H80ZM186 258H188V257H186ZM191 258H193V255H192ZM191 258H190V259H191ZM194 258H196V257H194ZM54 259H55L54 261L56 262V258H55V257H54ZM61 259H62V258H60V260H61ZM74 259H73V260H74ZM77 259H78V258H77ZM81 259H82V258H81ZM81 259H80V260H81ZM171 259H172V257H171ZM174 259H177V257H174ZM174 259H173V260H174ZM182 259H183V258H182ZM190 259H188V260H190ZM60 260H59V261H60ZM179 260H181V259H179ZM188 260H187V261H188ZM61 261H63V259H62ZM75 261H76V260H75ZM182 261H183V260H182ZM67 262H68L67 260H65V263H64V261H63L64 264H68ZM69 262H70V258H69ZM72 262H73V261H71V263H72ZM83 262H84V261H83ZM178 262H179V261H178ZM58 263H60V262H58ZM73 263L75 264V262H73ZM76 264H77V262H76ZM181 264H182V263H181ZM184 264H185V263H184ZM187 264H188V263H187Z\"/></svg>",
	"mask_w": 264,
	"mask_h": 264
},
{
	"label": "crops",
	"instance_id": "crops-1",
	"mask_svg": "<svg viewBox=\"0 0 264 264\" xmlns=\"http://www.w3.org/2000/svg\"><path fill=\"white\" fill-rule=\"evenodd\" d=\"M31 247L33 248L34 246H33V245H31ZM31 247H30V248H31Z\"/></svg>",
	"mask_w": 264,
	"mask_h": 264
}]
</instances>
